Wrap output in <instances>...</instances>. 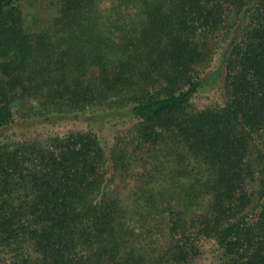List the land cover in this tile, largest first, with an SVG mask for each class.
Wrapping results in <instances>:
<instances>
[{
  "label": "trees",
  "instance_id": "obj_1",
  "mask_svg": "<svg viewBox=\"0 0 264 264\" xmlns=\"http://www.w3.org/2000/svg\"><path fill=\"white\" fill-rule=\"evenodd\" d=\"M0 264H264V0H0Z\"/></svg>",
  "mask_w": 264,
  "mask_h": 264
},
{
  "label": "rangeland",
  "instance_id": "obj_2",
  "mask_svg": "<svg viewBox=\"0 0 264 264\" xmlns=\"http://www.w3.org/2000/svg\"><path fill=\"white\" fill-rule=\"evenodd\" d=\"M206 92H208V91H206Z\"/></svg>",
  "mask_w": 264,
  "mask_h": 264
}]
</instances>
